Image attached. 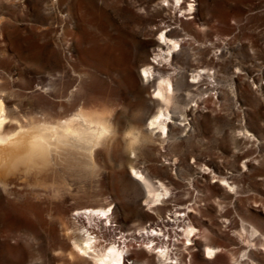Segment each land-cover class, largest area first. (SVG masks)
<instances>
[{
    "label": "rangeland",
    "instance_id": "rangeland-1",
    "mask_svg": "<svg viewBox=\"0 0 264 264\" xmlns=\"http://www.w3.org/2000/svg\"><path fill=\"white\" fill-rule=\"evenodd\" d=\"M165 32L182 41L171 56ZM156 58L176 72L166 130L149 125L166 112L144 77ZM0 101L10 133L72 113L107 127L4 176L0 264H95L72 236L91 207L107 210L104 245L128 241L126 264L163 262L132 239L173 213L197 234L173 263L264 264V0H0ZM135 171L169 197L150 204Z\"/></svg>",
    "mask_w": 264,
    "mask_h": 264
},
{
    "label": "bare ground",
    "instance_id": "bare-ground-1",
    "mask_svg": "<svg viewBox=\"0 0 264 264\" xmlns=\"http://www.w3.org/2000/svg\"><path fill=\"white\" fill-rule=\"evenodd\" d=\"M192 6L190 5L189 11L195 10ZM156 47L159 55L167 54L171 56L178 48L182 47V41L174 40L170 32H165L161 34ZM153 63V65H150L151 68L145 69L144 77L150 80L157 73L160 78L157 94L163 99L166 105V112L154 116L149 125L151 128L156 126L159 129L166 130L167 120L163 118H170L169 110L174 100L172 83L176 72L170 73L168 68H163L164 63L161 60L159 61L158 58ZM167 63L170 68L172 66L170 59H168ZM199 77L200 75L195 76V78ZM7 117L5 107L0 101V187L5 190L8 187V183L5 181L4 176L12 171H16L20 167L33 170L38 166L42 167L45 165L46 167L53 153L59 155L73 148L88 149V146L92 149L102 142L107 133V127L104 124L92 122L82 113H72L59 122L40 123L26 130L19 128L13 133L6 130ZM135 175L141 178V182H143L149 195L150 204L158 206L164 201L163 199L169 197L170 191L163 184L155 187L139 172L135 171ZM89 210L93 213L98 212L101 216H106L107 212L106 209H96V207H91ZM182 215L173 213V219L168 218L165 221L167 225L164 227L156 225L140 230L132 241L141 242L146 248L153 250L160 262L163 261L161 264H176L172 261L173 250H176L174 247L181 240L188 241L186 244L188 246L197 243L195 227L191 222L186 223L185 217H187V213ZM79 222L81 221H76L81 227L78 226L72 235L74 248L79 255L91 259L95 264H126L124 255L127 252L128 241L126 239H122L124 246L116 244V241L115 243L104 245L103 242H108V239H103V237H100V239L92 235L94 234L92 232L94 228H97L92 224V220L86 222L88 225ZM91 226H94L93 230H90L92 229ZM118 242L120 243V241ZM206 247L209 258L217 255L216 247L212 245H207Z\"/></svg>",
    "mask_w": 264,
    "mask_h": 264
},
{
    "label": "built area",
    "instance_id": "built-area-1",
    "mask_svg": "<svg viewBox=\"0 0 264 264\" xmlns=\"http://www.w3.org/2000/svg\"><path fill=\"white\" fill-rule=\"evenodd\" d=\"M105 218L106 217L101 216L100 214H98V212L97 213L96 212L93 213L89 209H83V210H80V211H76L73 214L74 221H75V219H76V221L79 220V221H81L79 223H82V224L86 223L88 220H92V224H94L97 227L96 229L94 228V226H91L92 229L89 228L90 230H93V228H94V231H92V232H94V234H92L93 236H97L99 238L103 237V239L104 238L109 239L110 236L106 235L104 232H102V229L104 227V226L102 227V223L105 224V222H104ZM104 231L106 232L107 230H104Z\"/></svg>",
    "mask_w": 264,
    "mask_h": 264
}]
</instances>
